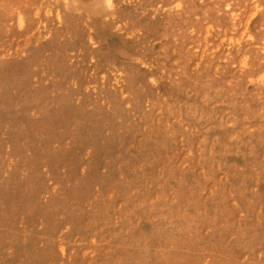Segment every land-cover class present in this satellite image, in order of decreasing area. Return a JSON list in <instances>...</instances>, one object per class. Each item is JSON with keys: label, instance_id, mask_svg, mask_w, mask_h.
<instances>
[{"label": "rangeland", "instance_id": "1", "mask_svg": "<svg viewBox=\"0 0 264 264\" xmlns=\"http://www.w3.org/2000/svg\"><path fill=\"white\" fill-rule=\"evenodd\" d=\"M0 264H264V0H0Z\"/></svg>", "mask_w": 264, "mask_h": 264}, {"label": "bare ground", "instance_id": "2", "mask_svg": "<svg viewBox=\"0 0 264 264\" xmlns=\"http://www.w3.org/2000/svg\"><path fill=\"white\" fill-rule=\"evenodd\" d=\"M70 2H72V1H75V0H69ZM94 1H96V0H94Z\"/></svg>", "mask_w": 264, "mask_h": 264}]
</instances>
